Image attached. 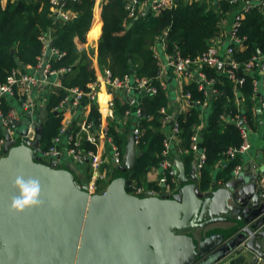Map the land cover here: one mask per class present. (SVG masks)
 Here are the masks:
<instances>
[{
  "label": "water",
  "instance_id": "95a60500",
  "mask_svg": "<svg viewBox=\"0 0 264 264\" xmlns=\"http://www.w3.org/2000/svg\"><path fill=\"white\" fill-rule=\"evenodd\" d=\"M46 116L43 110L33 138L30 120L16 121V138L5 136L0 264H264V163L201 189L197 160L186 169L177 159L176 190L132 193L129 172L138 156L132 127L121 163L102 190H90L70 164L41 160ZM16 175L39 180V207L10 209Z\"/></svg>",
  "mask_w": 264,
  "mask_h": 264
},
{
  "label": "trees",
  "instance_id": "16d2710c",
  "mask_svg": "<svg viewBox=\"0 0 264 264\" xmlns=\"http://www.w3.org/2000/svg\"><path fill=\"white\" fill-rule=\"evenodd\" d=\"M240 3L239 0L235 2L176 0L174 7L164 8L156 16L148 13L132 23L133 16L128 15L124 0H108L102 5V26L97 41L100 63L103 64L106 58H109L105 67L110 70L113 77L122 78L126 75L146 77L150 78L151 84L157 88L155 93L145 94L140 99L141 116L129 118L130 130L133 126H137L141 132L140 140L136 145L138 156L132 171L129 172L137 184L150 164L159 165L162 160L164 148L162 139L165 130L170 128L169 122L162 123L161 120L160 107L168 108L169 98L166 82L163 80L165 83L163 86L162 82L155 78L158 72L153 50L155 44L158 40H162L166 52L170 55L195 57L212 44L213 38L223 33L225 28L222 19L237 10ZM50 4V0H7L6 4L2 5L0 0V83L6 80L12 69L25 71L22 69L24 66L36 65L43 51V41L40 39L43 33H49L50 45L64 52L62 56H52L50 59L52 68L63 67L65 70L60 78L61 86L48 88L45 94L44 108L48 115L44 118L39 133L41 151L47 150L52 145V139L59 130L62 115L60 112L55 113V108L66 95L67 90L72 87L86 90L88 83L96 79L90 52L85 48L79 49L75 44V38L82 42L86 41L85 35L93 18L95 0H67L63 8L76 11L77 16L59 21H54L49 9ZM238 21L236 34L243 38L245 48L234 50L233 57L240 62H246L252 56L263 55L262 5L251 6ZM97 25L92 28L90 34H96ZM213 69L208 65L202 68L209 78L214 75L213 84L217 90L210 101L205 120L206 129L198 136L205 154L203 166L198 171V185L201 189L210 185L211 170L219 160H223V164L216 169L215 179L221 183L233 175L234 168L240 163L239 155L236 154L231 158L226 153L229 147L240 144V128L235 121L223 119L225 115H234L237 112L239 114L233 100V83L225 75H218L215 70L213 72ZM237 75L243 77V82L238 86L247 103L250 94L253 93L255 77L243 67H239ZM183 90L190 92V100L194 103L185 110L177 111L175 116L180 128L179 145L183 148V152L177 155L185 168L189 169L196 152L191 148V137L201 122V111L196 101L203 100L206 95L195 82L184 85ZM6 104L10 105V102L7 100ZM128 107L122 96L115 97L114 109L117 117H120ZM244 114L249 116L248 111ZM99 118L100 112L97 106L92 104L87 120L97 123ZM162 126H164L163 131ZM109 131L117 143L123 144L124 140L110 124ZM84 143V146L93 148L92 145ZM41 160L51 161L46 156H42ZM61 164H67L63 162V158ZM71 168L75 178L80 182L76 176V169ZM102 188L103 186L99 190Z\"/></svg>",
  "mask_w": 264,
  "mask_h": 264
},
{
  "label": "built area",
  "instance_id": "2783aa9c",
  "mask_svg": "<svg viewBox=\"0 0 264 264\" xmlns=\"http://www.w3.org/2000/svg\"><path fill=\"white\" fill-rule=\"evenodd\" d=\"M54 7V15L63 20L70 18L67 11L63 8L67 0H50ZM235 2L237 0H229ZM242 3L243 10L235 15L231 25L229 39L227 44V60H224L225 64V76L236 84L243 82V77L237 75L239 67H243L247 70H252L254 65H257L260 57L252 56V58L246 62H240L233 57L235 45L241 43L243 38L236 34L237 27L239 25V19L243 17L244 13L254 5H262L264 13V0H239ZM176 4V0H124V6L129 16H135L140 8L150 12L152 14H159L164 8H172ZM40 39L43 41V51L41 52L38 62L35 66H31L30 71H22L20 69H12L6 80L0 83V154L2 153V147L5 143V136L8 134L11 138L18 136L16 121L19 120V111H29L34 109V94L40 89L43 90V96H45L48 88L60 87L61 86V75L65 68L61 67L54 69L51 67L50 59L52 56L60 57L64 52L59 51L56 47L50 45L49 34H41ZM264 56V54H263ZM166 64L171 65L174 71L181 78L184 77H195L199 89L206 91V85L213 83V79L208 80L204 71L203 66H214L221 60L218 57L217 47L210 44L207 49L201 54L195 57H183L178 54L165 56ZM256 62V63H255ZM163 66L161 65L155 78H158L163 86L165 83L161 78ZM101 76L99 79H95L90 82L88 89L83 90L77 87H72L67 90L66 95L60 101L59 105L55 108V111L63 114L64 109L67 111H74L80 103L87 102L90 106L95 104L100 112V118L97 123H93L89 120L83 119L78 122V126L74 130H68L66 125L62 123L59 127L57 134L52 139V145L45 151H42L43 156L48 157L50 160H55L61 163L69 164L64 156V147L68 160H73L75 163H82L85 159H89L91 167L94 171L98 170V165L101 162L99 149L104 143L109 146L112 158L113 166H117L121 163L124 156V144H119L115 141L114 137L109 131V124L106 120H101V113L103 112L104 102L108 109L114 108V100L117 95L122 96L125 99L129 107L124 111L123 116H141V107L139 105L140 99L137 97L139 92L144 94H153L157 88L151 84V79L146 77H135V76H123L122 78L113 77L111 72L105 66L101 67ZM255 82V81H254ZM262 85L264 87V78ZM42 88V89H41ZM102 92L100 99L99 93ZM186 99L189 100L190 94L188 92L182 94ZM206 95V94H205ZM264 107V88L262 92ZM10 105L6 104L7 100ZM100 100V101H99ZM6 102V103H5ZM196 103H203V100H197ZM102 104V105H100ZM19 110V111H18ZM109 112V111H108ZM162 113V123L169 122L170 128L169 133L165 134L162 139L163 143V158L159 162L161 168V174L158 178L159 184L163 191H171L178 183L176 177V167L173 161L168 158L170 153L171 145H175V149L178 154L183 152L180 142V128L175 117L167 111V107H160ZM35 123L30 121L27 129V136L33 138ZM135 144L140 140L141 132L139 127L133 126L132 128ZM245 137V132H242ZM198 133L195 132L191 137V148L198 152L197 167L198 171L203 166L205 161V154L203 149L199 150L198 144ZM86 142L93 146V148H87L84 150L81 145ZM249 147V143L244 139L243 143L238 147H231L227 150L229 157H234L236 154L244 152ZM40 150V147H37ZM239 167L236 168V170ZM235 170V171H236ZM105 185V179L103 174L92 176L91 181L88 182L87 187L90 190L100 191L99 188ZM127 190L132 193H144L143 188L137 184L134 180L127 186ZM157 193L155 191H151Z\"/></svg>",
  "mask_w": 264,
  "mask_h": 264
},
{
  "label": "crops",
  "instance_id": "0c3cea01",
  "mask_svg": "<svg viewBox=\"0 0 264 264\" xmlns=\"http://www.w3.org/2000/svg\"><path fill=\"white\" fill-rule=\"evenodd\" d=\"M106 1L108 0H95L93 18H92L90 27L85 35L86 41L82 42L78 38H75V44L79 49L85 48L90 52L91 65L95 69L97 79H99L102 74L101 67H103V65L105 66L106 63L108 64L109 62V58H106L103 64L100 63L99 58H98V50H97V41H98V37L101 32V26H102L101 7ZM187 1L192 2V1H197V0H187ZM6 2L7 0H1L2 5L6 4ZM53 8H57V7H54L52 4H50L49 9L51 10V14H53L54 21L55 20L59 21V19H62V18L60 17L58 18L56 15H54L55 11L53 10ZM65 10L70 16L69 19H73L77 16L76 11H72L70 9H65ZM242 10H243L242 3H240L239 8L237 10H234L233 12L228 14L226 17H224L222 19L223 28H225L223 33L219 35L218 37L213 38L212 40L213 42L211 41L212 44L217 47L218 57L221 61L218 62L216 65L209 66V67L214 68L213 72L215 70V72L218 75H221V74L225 75L224 74L225 64L222 61L227 60L226 49H227L231 25H232L235 15L241 12ZM148 13L150 12H147L146 10H143V8H140L135 14V16H133L131 23L138 20L139 17H143L144 15ZM152 15L156 16L158 14L156 15L152 14ZM95 25H97V32L95 35H92L90 33L92 31V28ZM244 48H245V44L243 43V41L235 45V50L237 51L243 50ZM153 50H154V55L156 56V65L158 66V69L161 65L163 66L161 78L166 82L167 95L169 98V106L167 108V111L172 115V117H175L177 111L185 110L187 106H190L194 103L190 100V98L188 100L184 97V95H182L188 92V91L185 92L183 90L184 85H189L192 82H195L197 84V82H196L195 77L181 78L174 71L173 66L166 64L165 56L169 53L166 52L165 46L162 40L157 41ZM262 63H264L263 55H261L260 59L258 60L256 67H254L252 70H249V72L252 73L255 79L253 80V87H254L253 93L250 94L249 101L247 103L245 102V98L243 94L239 90V86H238L239 84H236L231 81L233 83L232 89H233L234 105L236 106L237 110H239V114L237 112L234 115H225L223 116V119L229 120V121H235L237 125L239 126L240 132H241L240 144L237 146H231V147L240 146L243 143L244 139H246V141L249 143V147L247 150L237 154L240 156V163L234 168L233 174L239 171H244L245 174L248 175L251 172H255L257 167L264 163V107L262 105V101H263L262 92L264 88L262 85V82L264 78V70L260 71V66ZM30 67H31L30 65H26L22 69L26 71H30L31 70ZM213 76L214 75H211V78L207 76L208 80L213 79L214 78ZM89 84L90 82L88 83V86ZM216 90L217 89L214 87L213 83L207 84L206 85L207 92L205 93L206 96L203 99V103L202 104L196 103L199 110L201 111V114H200L201 122L199 126H197V129H196L198 136L200 133L204 132L206 129V123H205L206 116L209 111L210 101L212 100V97L215 95ZM42 92L43 90L39 89L34 94V100H33L34 109L31 112L27 110L26 111L18 110L19 111V121L22 120L23 122L25 120H30L34 122L35 125L38 124V119L42 116L43 110L45 111V108H44L45 96H43ZM188 93L190 94V92ZM220 93H222V90L220 91ZM144 95L145 94L143 92H139L137 97L141 99ZM99 97L100 99L102 97L101 91L99 93ZM100 103L103 104V108H104L103 112L101 113V120H106L108 124L112 125V127L116 129L121 139L124 140L123 144L125 146L128 132L130 131V126H129L130 119L129 118L130 117L132 118V116L126 117V116H123L122 114L120 117H117L115 115L114 108L108 109L104 102L100 101ZM90 109H91V106L87 102H84V101L80 103L78 108H76V110L74 111H67V109L65 108L62 114V123L66 125L68 130H74L75 127L78 126V122H81V120L87 118L90 112ZM245 111L249 112L248 117L244 114ZM161 128L163 131L164 126H162ZM242 132H245L246 134L245 137L242 135ZM168 133H169V128L165 130V134H168ZM197 141H198L197 142L198 148L199 150H201L202 149L201 143L199 139H197ZM84 144L85 143L81 145V147L84 150L89 148L87 146H84ZM170 149L171 150H170L168 158H170L173 161V163H175V160L179 159L177 155L178 153L175 149V145H171ZM63 150H64L63 157L67 161H69L68 163L70 164L71 167H73V169H76V176L80 179L81 184L87 185L88 182L91 181L92 176L103 174L104 179H105V185H106L113 171L116 168L115 166H113V158H112L108 144L106 145L104 143V145L99 149V152L101 153L100 154L101 162L98 165V170L96 171L92 169L89 159H85L84 162L82 163H75L73 160H70V159L68 160V157L66 156V152H65V147ZM198 152L199 151L195 152V156L190 163L189 169L193 166V161L197 159ZM222 164H223V160H219L215 164V168L211 170V173H212L211 182L216 181L215 179L216 169H218L220 167L219 165H222ZM237 167L239 168L236 170ZM160 174H161V168L159 165L155 163L150 164L145 169V171L142 173V175L139 178L140 179L139 185L143 188L144 192L155 191L158 194L161 191H163L158 181ZM259 180H261L260 182L264 186V176L260 177ZM216 182L217 184H222L220 181H216ZM177 186H178V183L176 184L174 189H172L170 192L176 190ZM104 187L105 186L103 185V188Z\"/></svg>",
  "mask_w": 264,
  "mask_h": 264
},
{
  "label": "clouds",
  "instance_id": "9594fccd",
  "mask_svg": "<svg viewBox=\"0 0 264 264\" xmlns=\"http://www.w3.org/2000/svg\"><path fill=\"white\" fill-rule=\"evenodd\" d=\"M15 189L10 203V209L22 213L27 209L39 207L41 200V185L35 178H25L23 175H16L12 181Z\"/></svg>",
  "mask_w": 264,
  "mask_h": 264
},
{
  "label": "rangeland",
  "instance_id": "374dc122",
  "mask_svg": "<svg viewBox=\"0 0 264 264\" xmlns=\"http://www.w3.org/2000/svg\"><path fill=\"white\" fill-rule=\"evenodd\" d=\"M17 137V136H16Z\"/></svg>",
  "mask_w": 264,
  "mask_h": 264
}]
</instances>
